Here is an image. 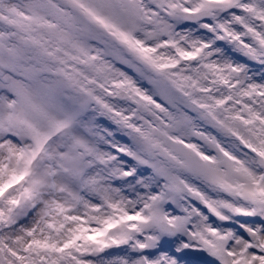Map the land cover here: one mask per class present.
Wrapping results in <instances>:
<instances>
[{
    "label": "snow or ice",
    "instance_id": "1",
    "mask_svg": "<svg viewBox=\"0 0 264 264\" xmlns=\"http://www.w3.org/2000/svg\"><path fill=\"white\" fill-rule=\"evenodd\" d=\"M0 264H264V0H0Z\"/></svg>",
    "mask_w": 264,
    "mask_h": 264
}]
</instances>
